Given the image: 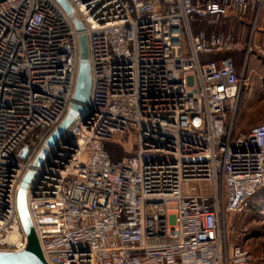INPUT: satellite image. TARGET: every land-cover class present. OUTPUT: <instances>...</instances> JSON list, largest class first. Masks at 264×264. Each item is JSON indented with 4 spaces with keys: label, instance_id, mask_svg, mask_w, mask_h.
Returning a JSON list of instances; mask_svg holds the SVG:
<instances>
[{
    "label": "built area",
    "instance_id": "1",
    "mask_svg": "<svg viewBox=\"0 0 264 264\" xmlns=\"http://www.w3.org/2000/svg\"><path fill=\"white\" fill-rule=\"evenodd\" d=\"M67 2L82 32L57 0H0V252L28 245L17 197L34 171L48 264H249L221 222L264 187V121L235 133L245 74L201 55L240 50L223 19L264 0ZM199 20L223 28L194 34ZM81 34L89 103L35 167L74 102ZM117 138L136 142L115 161Z\"/></svg>",
    "mask_w": 264,
    "mask_h": 264
},
{
    "label": "rangeland",
    "instance_id": "2",
    "mask_svg": "<svg viewBox=\"0 0 264 264\" xmlns=\"http://www.w3.org/2000/svg\"><path fill=\"white\" fill-rule=\"evenodd\" d=\"M239 71L244 72L246 81L240 90L238 113L235 119L234 131L249 129L252 125L264 121V54L259 55L253 62L254 69L246 70L247 59L242 54L237 59ZM229 125V123H227ZM136 142L135 138H117L113 144L106 146L113 157L120 159L126 155L124 145L130 147ZM128 151H132L131 148ZM222 231H227V251L241 245L252 255L249 264H264V187L260 188L250 199L247 208L222 220Z\"/></svg>",
    "mask_w": 264,
    "mask_h": 264
},
{
    "label": "water",
    "instance_id": "3",
    "mask_svg": "<svg viewBox=\"0 0 264 264\" xmlns=\"http://www.w3.org/2000/svg\"><path fill=\"white\" fill-rule=\"evenodd\" d=\"M66 13L70 16L75 27L79 32L84 30L78 16L74 13L72 7L67 0H57ZM80 52L81 62L77 78L74 102L71 109L57 130L52 134L41 154L37 158L34 166L39 167L47 156L50 148L65 134L79 115L85 110V106L89 103L91 95V71L89 65V49L88 40L84 34L80 35ZM28 154L25 149L23 158ZM35 175L34 171H30L22 181L18 197L17 207L23 230L28 239V245L21 252H0V264H48L41 250L39 240L37 238L28 206H27V188Z\"/></svg>",
    "mask_w": 264,
    "mask_h": 264
},
{
    "label": "crops",
    "instance_id": "4",
    "mask_svg": "<svg viewBox=\"0 0 264 264\" xmlns=\"http://www.w3.org/2000/svg\"><path fill=\"white\" fill-rule=\"evenodd\" d=\"M213 1L221 2V0ZM223 22L225 28L241 41L242 48L234 52L202 54L201 60L208 62L230 56L237 65V59L244 54L245 59H247V66L245 68H247L246 70L250 69L252 71L254 69L252 63L257 61L259 55L264 54V4L260 10H249L242 17L229 14L224 17ZM223 22L221 21V24L213 26L208 25L206 20H199L193 23L192 30L194 34L205 31L210 37L223 28ZM237 68L240 75L244 73H240L238 65Z\"/></svg>",
    "mask_w": 264,
    "mask_h": 264
},
{
    "label": "trees",
    "instance_id": "5",
    "mask_svg": "<svg viewBox=\"0 0 264 264\" xmlns=\"http://www.w3.org/2000/svg\"><path fill=\"white\" fill-rule=\"evenodd\" d=\"M112 157V156H111ZM113 158V157H112ZM123 158V157H122ZM122 158H120V159H122ZM120 159H117V160H120ZM115 161H116V159H114Z\"/></svg>",
    "mask_w": 264,
    "mask_h": 264
}]
</instances>
